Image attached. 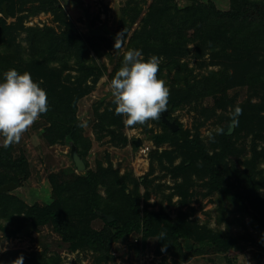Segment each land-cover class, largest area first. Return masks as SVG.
Listing matches in <instances>:
<instances>
[{
    "label": "rangeland",
    "instance_id": "1",
    "mask_svg": "<svg viewBox=\"0 0 264 264\" xmlns=\"http://www.w3.org/2000/svg\"><path fill=\"white\" fill-rule=\"evenodd\" d=\"M7 1L14 15L0 0V17L14 31L7 27L10 40L0 37V61L6 58L8 64L0 69L29 72L46 92L48 111L18 143L5 148L0 137L1 264L3 253H9L8 258L14 253L23 256V264H264V34L257 39L253 29V34L243 30L242 35L248 22L226 23L218 38L206 36L203 27L184 28L179 34L159 22L146 36L143 29L158 0H54L56 15L39 9L50 8L49 0ZM165 1L163 12L174 18L190 4ZM196 1L222 11L232 2ZM240 1L238 13L243 9L244 0ZM246 11V18L259 14L250 7ZM63 16L72 24L70 30L59 23ZM45 28L57 35L75 30L79 37L93 39L95 47L85 62L93 73L80 72L65 56L69 50L62 51L63 43L42 53L31 49L32 39H38L33 31ZM121 32L123 44L116 51L115 37ZM130 48L141 50L145 60L161 58L157 77L169 89L168 107L161 116L165 114L176 131L161 116L128 126L126 117L115 114L110 82ZM54 57H64V66ZM42 66L59 74L50 87L58 86L60 93L39 78ZM235 106L242 114L233 125ZM82 121L86 127L79 126ZM71 150L80 156L83 170L75 168ZM50 174L70 186L72 205L80 211L85 202L93 201L87 233H93L96 247L105 251L73 248L49 225L35 230V210L53 200ZM4 186L10 189L2 190ZM121 186L139 207L141 219L148 216L149 232L142 245L137 244L141 229L130 233L127 241L110 243L113 235L103 226L114 221L115 189ZM25 223L33 228L21 235ZM204 229L227 240L230 249L213 244ZM33 255L40 256L39 263Z\"/></svg>",
    "mask_w": 264,
    "mask_h": 264
},
{
    "label": "trees",
    "instance_id": "2",
    "mask_svg": "<svg viewBox=\"0 0 264 264\" xmlns=\"http://www.w3.org/2000/svg\"><path fill=\"white\" fill-rule=\"evenodd\" d=\"M49 1L50 2L46 5L50 6V8H43V7L42 8L38 7V8L40 10L50 9L56 15L58 13V8L54 4L55 1L54 0H49ZM231 1L232 2L228 10L222 11V10H216L211 3L207 2V4H204L203 2L200 3L196 0H190L189 6L187 5L183 10H181V12H178L177 14L178 16L182 12H184V16H179V17L176 16L174 18V16L167 15L163 12L164 5H166V1L158 0V2L154 3V5L151 7L150 11L151 13H153V15L150 16L151 18L147 19L148 24L145 25L143 29L144 34L148 36L153 26H155L159 22H161L160 25H162V28L164 27L167 28L168 26L171 31L176 30L178 31L179 34L184 32V28L186 30L189 28L193 29L195 27H203L201 28V30H203L206 36H211V37L214 36L215 38H218V35L220 36L221 34L220 30H222V27L226 23L229 25H236V24L240 25L244 22H248V24L245 27L241 28L242 35L244 34L243 30L251 31V33L253 34V29H255L257 32V39L258 37L261 36L260 33L264 34V3L262 1L261 2L252 1L251 3H249L247 0H244V3L242 4L243 9L238 13L237 7H240L241 4H236V2L238 1L239 3H241V1L240 0H231ZM2 3L6 4L7 12L9 14L11 13L13 14L12 7L10 6L12 2L8 3L7 0H2ZM166 7H169V4ZM248 7L254 9L259 14L254 15L250 13L248 15V18H246L245 12H247L246 9ZM0 11H1V7H0ZM28 14L30 15L33 13L29 12ZM163 16L164 18H162ZM165 19H167L166 22H164ZM180 21H183L182 24H180L182 26L179 25ZM59 23L67 28L68 26L72 25L70 22L66 20L65 16L62 17ZM19 26L20 23H18L15 27H19ZM147 26L151 28L148 29ZM7 27H10L13 34L14 31L13 26H7L3 16L0 17V37L2 39L10 40L11 38L5 36L6 33H9V35L11 34V31L9 32V29ZM71 31L73 32H69V33L67 32L66 34L64 33L63 35H57L51 28H45L43 29L42 32L35 30L33 31V33L38 34L37 35L38 39H32L33 43L31 45V49L42 53L43 51L49 50L52 46H53L52 49H54L55 46H58L59 44L63 43L64 47L62 48V51L65 48L69 50V52L67 51L64 52L65 56H70V58L73 59L75 64H77V66L79 67V71L83 72V70H85L87 71V76H89L93 73V68L87 67L85 65V62L87 61L89 49H91L93 46L95 47L94 40L85 37H79L77 32H75V30H71ZM63 36H65L67 40L63 39L62 38ZM3 41L4 40H2L1 42ZM65 41L68 42V44L65 45L64 43ZM1 54L3 55L4 52H2ZM2 55H0V58L2 57ZM54 60H56V62H59L61 66H64L63 65L65 63L64 57L59 59L58 57H54ZM2 65L3 68L8 66L6 58H4L3 61H0V68ZM42 67H43L42 68L43 71L41 73L40 72L38 73V76L40 74L39 78L47 83V85L49 86V90L50 89L54 90L50 86L51 84H53L54 81L57 82L56 79H58L57 75L59 74L45 66ZM3 73L4 72H2L0 69V78H2ZM57 88L58 86L55 88L54 93L55 92L60 93V91H57ZM48 96H50V94H48ZM52 97L55 98V96L53 95ZM56 102H57L56 107H58L60 100H57ZM64 106L65 104L63 103L62 108H65ZM175 135H177V133H171V135L169 134V136H175ZM170 139H171L170 137H166V140H170ZM21 167L25 168L24 166ZM19 171L21 172V169ZM48 177L54 188V192H52L53 200L50 204L43 205L40 206V208H37V210H35L37 212L34 211L35 213L33 214L31 220L35 230L36 229L39 230L40 227L49 225L50 228L55 233L61 236V238L63 237V239L65 240L64 242H68L69 245H73V248L77 246L82 248L89 246L97 251H103V250L105 251V249H99L98 247H96L98 242L95 239H93V236H91V234L93 233L91 232L87 233V225L90 222V218H92L94 215V211L90 213V208H92V210L93 208H95V205L92 206L93 201L90 200L87 203L85 202L84 204L85 206H83L84 209L80 211L79 206L75 207L72 205L73 195L70 191L71 189L70 186L66 185L67 183L64 182L58 183L57 179L52 174H50ZM124 191H125L124 186H121L120 189H115L116 199L114 200L115 204L113 205L111 211V214L114 217V221H110V223H105L103 226L107 227L111 232V234L113 235L111 241H109L110 243L115 241L117 242L127 241L128 235L130 233L137 234L136 232L141 229L140 235H143V237H139V242L137 244L141 243L142 245L144 243V240H146V236L148 235L149 232V227H148L149 224L147 223L148 216L145 214V217L144 218L142 217L141 219L139 213V207L136 205L135 202L130 201V197L126 196L124 194ZM134 198L136 200V196H134ZM74 200L78 202V200H76V195L74 196ZM70 211H72V213ZM87 213H89L90 215H87ZM88 216H90L89 219L87 218ZM28 217L31 216L28 215L27 218ZM140 222H142V225L141 227H139V229H137V226H139ZM187 226L188 229H191L193 235L197 236V234H199L198 232L195 231V229L192 228L191 224ZM70 230H73L72 233L68 234L67 232H65ZM204 230L206 232V235L209 234L208 239L211 240L213 244L217 245L219 248L223 250L230 249L229 248L230 245L227 243V240L223 239L216 233L215 234L210 233V230L208 229H204ZM136 239L137 238H134V242L132 241V246L134 245L135 249L138 246L135 244V242L137 241ZM7 255H9V253H3L2 264H13V262L20 256L17 253H14L11 256V258H8ZM31 258L32 260L35 261V260H39L40 256L38 257L33 255ZM32 260H30V263ZM39 262L40 260L36 261V263Z\"/></svg>",
    "mask_w": 264,
    "mask_h": 264
},
{
    "label": "clouds",
    "instance_id": "3",
    "mask_svg": "<svg viewBox=\"0 0 264 264\" xmlns=\"http://www.w3.org/2000/svg\"><path fill=\"white\" fill-rule=\"evenodd\" d=\"M123 40V32L118 33L114 44L116 51L121 49ZM142 55L139 49H128L123 56L122 67L110 82L115 114L126 117L124 122L128 126L157 120L168 107L169 89L157 77L161 58L153 55L145 60ZM47 111L46 92L29 72L20 73L11 68L3 73L0 78V137H3V147L18 143L22 133ZM241 114L242 109L235 106L231 113L233 125L238 123ZM79 126L86 127L87 122L82 121ZM215 131L223 133L222 128ZM209 138L212 139L211 135ZM23 260V256H19L13 264H23Z\"/></svg>",
    "mask_w": 264,
    "mask_h": 264
},
{
    "label": "water",
    "instance_id": "4",
    "mask_svg": "<svg viewBox=\"0 0 264 264\" xmlns=\"http://www.w3.org/2000/svg\"><path fill=\"white\" fill-rule=\"evenodd\" d=\"M3 11H4V15H6L5 6H3ZM161 119L165 123V125L168 126L171 129V131H173V132L176 131L177 126L174 123L169 122L167 120L165 114H163L161 116ZM227 133L230 134L231 133V130L229 129L227 131ZM70 157H71V160L73 161V164H74V166H75V168L77 170H83L85 168L83 161L81 160L80 156L76 153L75 150H71ZM6 189H10V186H4V187H2V190H6ZM109 220H112V219L109 218ZM32 228H33L32 224L31 223H27L26 227L22 230V232L20 234L21 235L26 234Z\"/></svg>",
    "mask_w": 264,
    "mask_h": 264
},
{
    "label": "built area",
    "instance_id": "5",
    "mask_svg": "<svg viewBox=\"0 0 264 264\" xmlns=\"http://www.w3.org/2000/svg\"><path fill=\"white\" fill-rule=\"evenodd\" d=\"M147 150H148V148H145V149L143 150V153H146Z\"/></svg>",
    "mask_w": 264,
    "mask_h": 264
}]
</instances>
